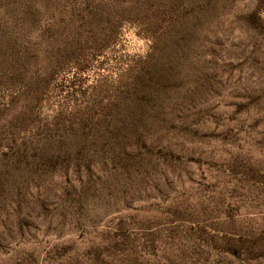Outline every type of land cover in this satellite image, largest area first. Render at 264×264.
<instances>
[{
	"label": "rangeland",
	"instance_id": "obj_1",
	"mask_svg": "<svg viewBox=\"0 0 264 264\" xmlns=\"http://www.w3.org/2000/svg\"><path fill=\"white\" fill-rule=\"evenodd\" d=\"M0 264H264V0H0Z\"/></svg>",
	"mask_w": 264,
	"mask_h": 264
}]
</instances>
